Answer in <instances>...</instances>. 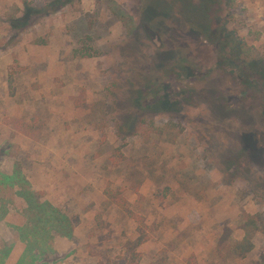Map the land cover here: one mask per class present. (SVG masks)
I'll return each mask as SVG.
<instances>
[{
  "label": "rangeland",
  "instance_id": "1",
  "mask_svg": "<svg viewBox=\"0 0 264 264\" xmlns=\"http://www.w3.org/2000/svg\"><path fill=\"white\" fill-rule=\"evenodd\" d=\"M141 3L0 0V264L131 262L107 187L144 219L134 264H264V0H213L210 42ZM129 89L169 104L130 128ZM15 175L70 237L34 222Z\"/></svg>",
  "mask_w": 264,
  "mask_h": 264
},
{
  "label": "trees",
  "instance_id": "2",
  "mask_svg": "<svg viewBox=\"0 0 264 264\" xmlns=\"http://www.w3.org/2000/svg\"><path fill=\"white\" fill-rule=\"evenodd\" d=\"M156 2H158V0H142L140 11L141 19L144 24L152 28H157L163 24L164 20H170L175 17L187 26L189 30L203 36L210 42L213 26L211 27V20H209L208 13L213 0H159L158 5ZM218 33L220 34L221 32L218 30ZM216 38H218V36H216ZM224 38L226 39L227 37L224 36ZM230 51L232 54H236L237 59L240 56L243 58L240 59V64L243 68L246 67L245 63L247 62L252 63L260 61L259 58L252 57L251 54L253 52L251 48H248V50L245 51L242 49L240 43L234 45ZM177 66H179L177 69V73L179 74V72L184 70V67L180 65ZM155 96L156 95H153L152 97L154 101L153 104L151 103L147 106H143L141 94L133 89L127 90L124 97L128 101V109L125 111V122L130 125V128L135 123L137 113L142 112V110L145 112L146 109L163 107L169 104L166 99L162 97H158V99ZM129 110L135 112L136 115L133 116ZM262 116L264 118V111ZM6 181H10L11 188L15 184L17 185L19 192L16 194L26 201L30 212L33 214L34 222H36L37 225L42 226V231L45 230L44 228L48 227L55 229L61 236L70 237L72 235V224L61 216L58 210L51 207L49 204L40 203L35 193L29 191L27 183L22 180L21 177L17 175L12 178L6 177ZM104 195L113 205L123 211L124 214L136 225L137 237L133 242L129 243L132 260L128 264H134L135 260L138 258L135 249L147 242L149 238L144 219L141 215L128 208L127 202L120 190H114L107 187L104 191Z\"/></svg>",
  "mask_w": 264,
  "mask_h": 264
}]
</instances>
